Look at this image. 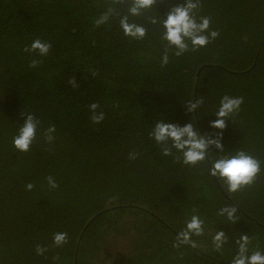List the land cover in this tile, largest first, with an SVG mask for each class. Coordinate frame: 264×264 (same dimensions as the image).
<instances>
[{
	"label": "trees",
	"instance_id": "16d2710c",
	"mask_svg": "<svg viewBox=\"0 0 264 264\" xmlns=\"http://www.w3.org/2000/svg\"><path fill=\"white\" fill-rule=\"evenodd\" d=\"M184 2L157 0L129 15L147 29L137 40L120 27L127 3L0 0V264H94L105 239L117 234L130 241L118 264H231L240 234L249 235L250 252H264V0H200L197 18L210 17L219 37L181 57L173 49L162 66V23L148 17L162 21ZM109 7L115 13L97 27ZM37 38L52 45L47 56L24 51ZM225 95L244 103L221 133L210 124ZM200 97L204 105L187 112L186 103ZM92 103L105 114L100 124L90 119ZM26 114L39 128L21 153L12 141ZM158 120L194 123L214 139L222 134L224 152L213 146L209 160L243 150L261 162L260 175L226 192L208 175L211 163L184 166L175 153L162 155L150 138ZM48 176L58 188L49 189ZM225 205L237 208L235 224L218 215ZM193 214L204 221V235L192 236L196 247H174ZM216 231L228 237L221 252ZM57 232L68 234L62 247L53 245ZM37 245L48 251L37 255Z\"/></svg>",
	"mask_w": 264,
	"mask_h": 264
},
{
	"label": "clouds",
	"instance_id": "9594fccd",
	"mask_svg": "<svg viewBox=\"0 0 264 264\" xmlns=\"http://www.w3.org/2000/svg\"><path fill=\"white\" fill-rule=\"evenodd\" d=\"M124 3L128 4V15L120 18V27L125 36L142 40L147 35V29L141 24L130 23L129 15L133 17L142 15L151 10L157 0H113V4ZM200 7V0H185L184 4L172 7L167 14V18L162 21L157 17H148V22L153 25L162 23L163 33L161 39L167 42L161 60L162 66H166L169 63V53L173 49L175 51L172 54L176 57H181L189 50L198 51L200 48L206 47L219 37L220 33L218 30H210V17L200 16L197 18V10ZM114 13L115 8L109 7L95 21L97 27L105 24ZM51 48L52 45L50 43L37 38L31 43L30 47L26 46L24 51L47 56ZM38 63L39 61L33 60L30 67L35 68ZM69 83L73 87L78 86L75 78ZM204 103V98L200 97L195 101L193 99L189 100L185 107L187 112L195 113ZM243 103L244 98L242 96H223L220 100V106L215 112L217 119L210 124V127L219 129L222 133L227 126L226 120L238 114ZM88 107L92 113L91 121L94 124H100L105 119V114L102 111H98L100 105L92 103ZM38 128L39 121L36 116L26 114L18 134L13 137L14 148L21 153L29 152L37 137ZM55 133V125L49 126L44 131V139L47 143L51 144L54 142ZM150 138L154 139L163 156L171 157L175 153L176 163L191 167L205 162L211 163V167L207 169L208 175L217 178L223 189L228 193H236L245 187L251 186L261 173V162L243 150H239L234 155H222L212 157L209 160L211 156L210 150L213 146L219 149L221 153L224 152V146L221 143L222 134L215 139L210 135H201L196 130L194 123L179 126L167 123L164 120H158L150 132ZM129 158L134 160L137 158V154L132 153ZM46 179L49 189L59 187L54 177L48 176ZM33 188L34 185L32 183L26 185L28 191H32ZM218 215L225 217L231 224H235L238 221L237 208L235 206L225 205L219 210ZM203 235L204 221L199 215L193 214L186 222L184 230L180 231L176 236L177 243L173 246L179 247L181 244H186L196 247L197 245L192 240V236L200 237ZM52 240L55 247H62L68 242V234L66 232L54 233ZM212 242L215 251L221 252L224 245L228 243V237L224 231H216L212 237ZM250 244L249 235H239L236 240L237 252L231 264H264V252L258 248L250 252ZM35 251L37 255L43 256L48 249L42 245H37Z\"/></svg>",
	"mask_w": 264,
	"mask_h": 264
},
{
	"label": "rangeland",
	"instance_id": "374dc122",
	"mask_svg": "<svg viewBox=\"0 0 264 264\" xmlns=\"http://www.w3.org/2000/svg\"><path fill=\"white\" fill-rule=\"evenodd\" d=\"M138 222V220H137ZM129 240L125 237H119L112 235L105 239L101 251L98 253L93 263L104 264H118L122 260L123 256L130 254V248L128 246Z\"/></svg>",
	"mask_w": 264,
	"mask_h": 264
}]
</instances>
